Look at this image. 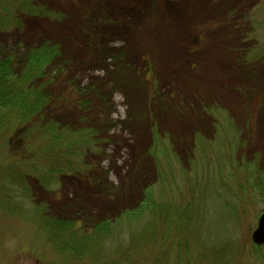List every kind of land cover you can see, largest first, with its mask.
I'll use <instances>...</instances> for the list:
<instances>
[{"label":"rangeland","instance_id":"obj_1","mask_svg":"<svg viewBox=\"0 0 264 264\" xmlns=\"http://www.w3.org/2000/svg\"><path fill=\"white\" fill-rule=\"evenodd\" d=\"M0 2L15 75L61 48L0 132V264H264V0Z\"/></svg>","mask_w":264,"mask_h":264},{"label":"trees","instance_id":"obj_2","mask_svg":"<svg viewBox=\"0 0 264 264\" xmlns=\"http://www.w3.org/2000/svg\"><path fill=\"white\" fill-rule=\"evenodd\" d=\"M17 9L23 7L19 6ZM11 12L12 10L9 11L4 4L0 6V31L8 25ZM58 51H61L60 46L51 42L33 46L27 53L21 75H15L11 58L0 62V132L18 123L28 122L29 118L43 112L51 98L46 95L44 89L57 80L56 75L52 73L51 65L54 64ZM38 81L41 82L40 85L35 86ZM52 124L54 127L51 130H54L55 123ZM59 134L58 140H61L62 145L64 142L71 145L75 144L73 140L78 142L85 139L80 132L73 134L64 127Z\"/></svg>","mask_w":264,"mask_h":264},{"label":"water","instance_id":"obj_3","mask_svg":"<svg viewBox=\"0 0 264 264\" xmlns=\"http://www.w3.org/2000/svg\"><path fill=\"white\" fill-rule=\"evenodd\" d=\"M252 238L255 244H264V212L259 218L257 228L253 231Z\"/></svg>","mask_w":264,"mask_h":264},{"label":"bare ground","instance_id":"obj_4","mask_svg":"<svg viewBox=\"0 0 264 264\" xmlns=\"http://www.w3.org/2000/svg\"><path fill=\"white\" fill-rule=\"evenodd\" d=\"M209 54H211V53H209Z\"/></svg>","mask_w":264,"mask_h":264}]
</instances>
